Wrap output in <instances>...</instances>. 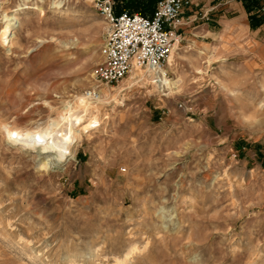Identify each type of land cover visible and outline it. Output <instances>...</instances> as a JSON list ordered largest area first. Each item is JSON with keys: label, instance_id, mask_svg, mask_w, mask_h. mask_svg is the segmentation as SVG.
<instances>
[{"label": "rangeland", "instance_id": "rangeland-1", "mask_svg": "<svg viewBox=\"0 0 264 264\" xmlns=\"http://www.w3.org/2000/svg\"><path fill=\"white\" fill-rule=\"evenodd\" d=\"M190 3L164 67L181 83L158 89L96 85L107 25L93 0H0V32L17 17L0 121L42 125L125 87L61 163L41 169L48 153L0 133V264H264V1Z\"/></svg>", "mask_w": 264, "mask_h": 264}, {"label": "built area", "instance_id": "built-area-1", "mask_svg": "<svg viewBox=\"0 0 264 264\" xmlns=\"http://www.w3.org/2000/svg\"><path fill=\"white\" fill-rule=\"evenodd\" d=\"M94 9L107 24L103 62L94 72L96 85L122 82L134 64L142 68L165 67L180 42L183 15L190 0H158L151 16L126 11L115 14L113 0H93ZM97 87V86H96ZM94 97L98 94L95 90Z\"/></svg>", "mask_w": 264, "mask_h": 264}, {"label": "bare ground", "instance_id": "bare-ground-1", "mask_svg": "<svg viewBox=\"0 0 264 264\" xmlns=\"http://www.w3.org/2000/svg\"><path fill=\"white\" fill-rule=\"evenodd\" d=\"M16 21H17L16 16H11L10 18H6L5 24L2 27V30L0 32V40L1 41H5L9 37L12 30L14 29V23ZM177 48H179V42L175 44L174 49L172 50L170 56L167 59L166 64L168 63V68H170L172 63H173L171 58H173V55L176 54ZM166 69H164V67H161L159 69L142 68L139 65L134 64L133 69L131 70L129 75L124 79V85L126 84L127 88L131 87V86H137V85H141V86L150 85V86H152V88H158V89H160V88L161 89H164V88H166V89H177L179 86L178 83H181V82H178V81L172 82L171 80H169V78L167 77ZM122 88L123 87H119V88L114 89L113 91H111L108 88L101 89V90L97 91V94H98L97 97H94L89 92L84 94V95H80V96L78 95L75 97L74 105H75L76 109L81 107L79 105V100L81 98H83L86 101V103L84 105L86 112H85L84 118L82 120V121H84L83 123H86V124H84V126L82 127L81 130L78 129V127L80 125L73 127L72 136L70 137V140H71L70 143L67 141H64L62 137L57 138V140L53 141L52 143L45 144L43 146L37 145V144L32 143V142H27V141H12V140L8 139L7 134L4 131L5 128H7L9 130L30 131L34 128L47 127L50 124L63 127V124L60 121V117L62 114L66 115L69 108L72 109L73 105L70 102H64L62 109L56 113L55 119L52 121H46L42 125H37L34 127H30V128H28V127L21 128V127H17L16 124L14 125L11 122L8 123L6 121L5 122L0 121V133L2 134L3 138L10 145L11 144L12 145H15V144L18 145L19 144L20 149H22V150L31 151V150L39 149L41 152L48 153L49 155L47 156L46 161L44 163H42L40 166L41 169L46 168L49 165V161L61 163L67 158L68 155L71 154L73 144L79 138V133L81 131L82 132L86 131L87 129L92 128V127L97 125V123H98L97 119H95V118L89 119L90 116L93 113L98 112L103 105L107 104V102L110 98L114 99L115 96L120 95V93L122 92V90L125 87L123 89Z\"/></svg>", "mask_w": 264, "mask_h": 264}, {"label": "snow or ice", "instance_id": "snow-or-ice-1", "mask_svg": "<svg viewBox=\"0 0 264 264\" xmlns=\"http://www.w3.org/2000/svg\"><path fill=\"white\" fill-rule=\"evenodd\" d=\"M85 103L86 101L81 98L79 100L80 108L76 110L69 108L66 115H61L60 121L62 122L63 127L50 124L47 127L34 128L30 131L9 130L7 128H5L4 131L6 132L8 139L12 141H27L43 146L62 137L64 141L70 143L73 127L81 125L84 118L86 112V109L84 108Z\"/></svg>", "mask_w": 264, "mask_h": 264}, {"label": "trees", "instance_id": "trees-1", "mask_svg": "<svg viewBox=\"0 0 264 264\" xmlns=\"http://www.w3.org/2000/svg\"><path fill=\"white\" fill-rule=\"evenodd\" d=\"M260 1H264V0H244L249 10L255 9V7L259 5ZM157 2L158 0H126V6H127L126 8L119 6V5H114V11H115V14L117 15L123 11H126L131 14L140 12L141 14L145 16H151L155 9ZM136 10H139V11H136ZM250 21L252 25L254 26H258L262 22L261 20L259 21L256 20V16H251Z\"/></svg>", "mask_w": 264, "mask_h": 264}, {"label": "crops", "instance_id": "crops-1", "mask_svg": "<svg viewBox=\"0 0 264 264\" xmlns=\"http://www.w3.org/2000/svg\"><path fill=\"white\" fill-rule=\"evenodd\" d=\"M241 20H242V19H241ZM238 22L241 23L240 20H237V21H234V22L228 24V25L226 26V29H225V30H227V29H229V28H232V27H234V28L239 27V26H238ZM246 28H247V25H246ZM220 36H221V35H220Z\"/></svg>", "mask_w": 264, "mask_h": 264}]
</instances>
